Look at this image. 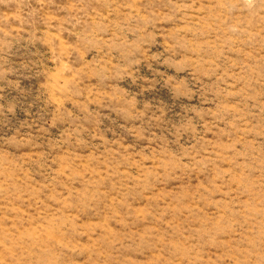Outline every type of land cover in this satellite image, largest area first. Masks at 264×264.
Wrapping results in <instances>:
<instances>
[{"label":"rangeland","instance_id":"obj_1","mask_svg":"<svg viewBox=\"0 0 264 264\" xmlns=\"http://www.w3.org/2000/svg\"><path fill=\"white\" fill-rule=\"evenodd\" d=\"M0 264H264V0H0Z\"/></svg>","mask_w":264,"mask_h":264}]
</instances>
